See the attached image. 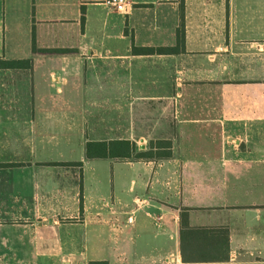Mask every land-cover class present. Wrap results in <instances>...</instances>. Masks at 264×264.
Listing matches in <instances>:
<instances>
[{"label": "crops", "instance_id": "crops-1", "mask_svg": "<svg viewBox=\"0 0 264 264\" xmlns=\"http://www.w3.org/2000/svg\"><path fill=\"white\" fill-rule=\"evenodd\" d=\"M106 1L0 0V264H264V0Z\"/></svg>", "mask_w": 264, "mask_h": 264}, {"label": "trees", "instance_id": "trees-1", "mask_svg": "<svg viewBox=\"0 0 264 264\" xmlns=\"http://www.w3.org/2000/svg\"><path fill=\"white\" fill-rule=\"evenodd\" d=\"M181 42H183V35L181 37ZM148 52L150 54H168L172 52L169 49L159 48V49H149ZM30 60H24V61H9L4 60L0 58V69H9V68H15L21 63H27L29 64ZM134 152V148L130 145L129 142H114V143H87L85 148V155L87 158H116V159H128L131 158L132 153ZM152 153L147 152L144 154H136L137 158H150ZM170 153H167L166 156H169ZM0 167H2L0 165ZM196 232L199 235L204 234H211L214 233V230H196L191 231ZM182 242V240H181ZM213 246L210 250L212 256H214V259H223L221 257V254H223L226 250V243L227 240L224 241V244L222 245L219 240L217 243L216 240H213ZM224 246V247H223ZM194 255L193 250H185L183 243H181V257L182 262L184 263H190V262H201V261H212V260H200L197 259ZM221 261V260H219ZM90 264H105L101 262H91Z\"/></svg>", "mask_w": 264, "mask_h": 264}, {"label": "rangeland", "instance_id": "rangeland-1", "mask_svg": "<svg viewBox=\"0 0 264 264\" xmlns=\"http://www.w3.org/2000/svg\"><path fill=\"white\" fill-rule=\"evenodd\" d=\"M153 102H151V104H152ZM155 107H154V105H151V110H153ZM151 119H155V118H153V117H151ZM159 127L158 126H156V128L154 129L155 131L158 129ZM160 129V128H159ZM155 131H154V133H152V134H149V135H151L150 137H147V141L145 142V143H143V147H144V149L143 150H148L149 149V147L150 146H152L153 147V145L155 144V141H152V136H155V137H157L158 135H159V133L158 134H156L155 133ZM160 135H164V134H160ZM169 135V134H168ZM137 151H142L141 149H139L138 147H137ZM6 175H7V173L5 172V171H3V170H0V177L2 178L1 179V181L0 182H2L3 184H2V186L0 187V198L2 199H0V202L1 201H3L5 198H7V195H6V193L8 192V190H7V188H6V186H5V184H6V182L4 183L3 182V180L6 178Z\"/></svg>", "mask_w": 264, "mask_h": 264}, {"label": "built area", "instance_id": "built-area-1", "mask_svg": "<svg viewBox=\"0 0 264 264\" xmlns=\"http://www.w3.org/2000/svg\"><path fill=\"white\" fill-rule=\"evenodd\" d=\"M106 3L119 13H127V0H107ZM128 222H132V218H128Z\"/></svg>", "mask_w": 264, "mask_h": 264}]
</instances>
